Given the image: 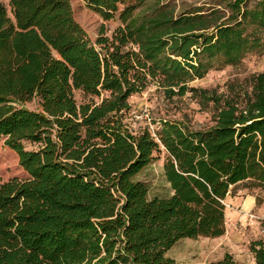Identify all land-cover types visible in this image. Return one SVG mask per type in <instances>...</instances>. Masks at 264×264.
I'll list each match as a JSON object with an SVG mask.
<instances>
[{"label": "trees", "instance_id": "1", "mask_svg": "<svg viewBox=\"0 0 264 264\" xmlns=\"http://www.w3.org/2000/svg\"><path fill=\"white\" fill-rule=\"evenodd\" d=\"M85 1L121 22L95 44L70 0H8L11 16L0 3V138L27 174L0 182V264H173L180 239L224 234L232 185L264 186V71L249 94L214 98L208 127L162 119L155 135L132 131L129 98L152 85L179 98L239 63L260 43L264 0L179 14L164 3L139 20L146 0ZM34 98L39 110L25 107ZM161 148L170 192L151 197L137 176ZM249 251L264 264L263 239ZM205 264L238 263L225 253Z\"/></svg>", "mask_w": 264, "mask_h": 264}, {"label": "rangeland", "instance_id": "2", "mask_svg": "<svg viewBox=\"0 0 264 264\" xmlns=\"http://www.w3.org/2000/svg\"><path fill=\"white\" fill-rule=\"evenodd\" d=\"M0 3L11 16L8 0H0ZM70 3L74 19L93 44L101 32L110 36L114 29L121 25L117 17L104 19L100 12L85 0H70ZM164 3H169L175 14H179L200 8L207 9L215 6L217 0H146L135 10L134 18L139 20L143 15L150 14L155 6ZM253 3V0L249 1V5ZM260 37V43L248 50L239 63L209 70L204 77L194 79L190 83L194 90L188 91L182 97L166 99L162 91L153 85L130 96V110L124 116L125 123L132 131L147 127L152 134L160 129L162 119L180 121L194 128L212 125L213 116L217 112L214 98L235 100L238 96L249 94L253 78L264 71V31ZM73 97L77 103L90 99V96L79 89L73 90ZM25 107L39 110L37 98L25 103ZM24 146L27 149L35 148V145L29 142H24ZM161 149L160 153H155L154 161L137 176L146 183L151 197L166 196L170 192L163 176L165 154L163 148ZM26 177L27 174L19 165L17 154L0 138V182ZM249 196L255 198L252 208L242 202ZM224 203V234L218 237L180 239L167 251V256L173 259V264H205L221 259L225 253L231 254L238 264H254L249 244L253 240H264V186L249 182L238 184L231 189Z\"/></svg>", "mask_w": 264, "mask_h": 264}, {"label": "crops", "instance_id": "3", "mask_svg": "<svg viewBox=\"0 0 264 264\" xmlns=\"http://www.w3.org/2000/svg\"><path fill=\"white\" fill-rule=\"evenodd\" d=\"M243 182H249L250 184H252V183H251L250 181H248V180L238 182V183H236V184H234V185H232V186L230 187V190H229L228 194L226 195V197L229 195V193H230V191H231L232 188H234L235 186H237L238 184H241V183H243ZM226 197H225V199H226ZM225 199H224V200H225ZM224 200H223V202H224ZM242 202H244V204H247V205L249 206V208H252V207L255 205V198L249 196L248 198H246V199L243 200ZM224 205H225V203H224ZM243 207H244V206H243ZM243 207H242V209H244ZM252 256H253V255H252ZM253 263L256 264L254 258H253Z\"/></svg>", "mask_w": 264, "mask_h": 264}, {"label": "built area", "instance_id": "4", "mask_svg": "<svg viewBox=\"0 0 264 264\" xmlns=\"http://www.w3.org/2000/svg\"><path fill=\"white\" fill-rule=\"evenodd\" d=\"M153 135H155V133H153Z\"/></svg>", "mask_w": 264, "mask_h": 264}]
</instances>
